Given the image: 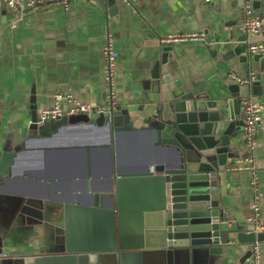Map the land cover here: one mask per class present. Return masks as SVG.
I'll return each instance as SVG.
<instances>
[{
    "label": "crops",
    "instance_id": "obj_1",
    "mask_svg": "<svg viewBox=\"0 0 264 264\" xmlns=\"http://www.w3.org/2000/svg\"><path fill=\"white\" fill-rule=\"evenodd\" d=\"M252 6L264 16V0ZM120 3L118 18L110 17L89 0H75L69 9L43 5L22 19L0 8V259L7 261L57 254L67 235L69 244L93 249L99 238V215L74 214L60 236L49 224H33L37 213L28 199H51L79 209L116 208L115 180L142 174L153 163H173V152L154 144L147 132L108 133L105 127L78 123L55 133L50 123L38 124L39 112L53 105V95L69 91L82 103H105L103 47L109 39L117 51L115 92L121 107L151 96L152 40L169 33L202 31L207 41L215 33H243L238 0H130ZM207 3L206 5H204ZM252 5V4H251ZM201 7V8H199ZM14 25V28L11 25ZM149 30L154 38L141 34ZM239 33V34H240ZM176 78L201 88L223 91L229 72L246 76L236 60L211 59L204 45L192 42L173 47ZM264 102V98L257 99ZM242 127L233 139L240 157L246 154ZM17 152V153H16ZM15 156L13 157V155ZM264 193V120L253 153ZM221 204L229 224L237 223L264 235V196L260 216L250 221L249 174L227 177ZM110 194L113 195L112 203ZM143 198L144 192H138ZM66 234V235H65ZM222 255L190 256V264H240L244 255L236 240ZM263 247L264 241L260 242ZM153 249L150 251H157ZM251 257V256H250ZM250 257L243 264H250ZM147 264H159V255H147ZM6 261V262H7Z\"/></svg>",
    "mask_w": 264,
    "mask_h": 264
},
{
    "label": "water",
    "instance_id": "obj_2",
    "mask_svg": "<svg viewBox=\"0 0 264 264\" xmlns=\"http://www.w3.org/2000/svg\"><path fill=\"white\" fill-rule=\"evenodd\" d=\"M89 2L118 18L120 0ZM243 2L238 0L241 11ZM249 2L253 7L262 4ZM224 27L230 29L227 35L215 33L204 49L218 62L236 60L246 76H253L250 83L239 85L226 78L220 92L188 84L184 78L175 77L179 69L174 46H162L151 31L141 30L143 36L153 39L156 49L151 96L123 107L117 105L108 115L62 117L50 123L51 133L78 123L105 127L108 133L147 132L155 146L173 152L175 160L153 163L139 175L119 176L115 180V209L86 210L51 199L26 200L25 205L37 213L32 223L49 224L56 236L67 230V221L74 214L99 215V238L88 250L70 245L65 234L55 255L0 259V264H93V259L105 257L113 264H147L151 253L159 255V264H190V256H221L230 240H236L245 252L240 264L251 256V245L264 241V235L237 223L228 225L221 199L227 177L237 172L230 165L240 157L233 139L243 126L242 102L264 98V57L246 52L249 44L264 41V34L236 32L228 23ZM138 192L145 196L141 198ZM112 198L110 194L111 203ZM153 249L158 250L150 251Z\"/></svg>",
    "mask_w": 264,
    "mask_h": 264
},
{
    "label": "built area",
    "instance_id": "obj_3",
    "mask_svg": "<svg viewBox=\"0 0 264 264\" xmlns=\"http://www.w3.org/2000/svg\"><path fill=\"white\" fill-rule=\"evenodd\" d=\"M75 0H0V8L6 7L17 12V17H22L28 12H36L43 5H57L64 10L69 9L70 4ZM128 3V0H120ZM205 2H221L222 0H204ZM243 18L240 23V30L246 35L259 36L264 34V16H255L251 3L244 0L242 6ZM14 28V25H11ZM162 46H177L183 43L196 42L206 44V36L202 31L169 33L157 39ZM248 55H261L264 57V41L252 43L247 46ZM105 69L103 73V82L106 89L105 103L103 105L93 106L82 103L74 97L69 91L63 93H55L53 95V105L48 109H43L38 115V124L44 122H54L62 117L108 115L113 112L118 101L115 92L116 79V58L117 51L114 49L110 40H107L103 47ZM227 79L235 81L239 85L248 84L253 80L251 74L247 76L237 75L233 72L227 74ZM242 110L244 113L241 138L245 146L246 154L239 157L230 169L240 172L245 171L249 174V189L251 193L250 209L252 216L250 221L256 223L260 216V202L264 196L260 185L256 159L253 155L257 145V135L261 130L264 120V102L254 98H248L242 102ZM250 264H263V247L260 242L255 241L252 245Z\"/></svg>",
    "mask_w": 264,
    "mask_h": 264
},
{
    "label": "rangeland",
    "instance_id": "obj_4",
    "mask_svg": "<svg viewBox=\"0 0 264 264\" xmlns=\"http://www.w3.org/2000/svg\"><path fill=\"white\" fill-rule=\"evenodd\" d=\"M46 125H48L50 122H44ZM113 264L110 258L105 257V258H100L99 260L93 259V264Z\"/></svg>",
    "mask_w": 264,
    "mask_h": 264
}]
</instances>
